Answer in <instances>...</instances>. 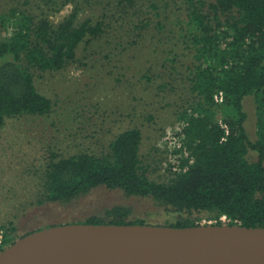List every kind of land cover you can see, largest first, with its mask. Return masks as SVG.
Here are the masks:
<instances>
[{
	"label": "trees",
	"instance_id": "1",
	"mask_svg": "<svg viewBox=\"0 0 264 264\" xmlns=\"http://www.w3.org/2000/svg\"><path fill=\"white\" fill-rule=\"evenodd\" d=\"M114 1L117 12L132 9L138 16L146 0ZM70 3L75 4L70 15L53 24L51 13ZM184 3L186 48H192L196 60L190 90L199 103L181 116L178 135L188 157L181 159L174 177L163 183L149 178L141 159L142 134L129 129L117 135L106 155L80 154L51 163L45 201L68 205L103 187L178 213L168 227L202 225L199 215L207 213L213 225L264 228V0ZM84 11L76 0H39L34 8L15 7L2 18L8 35L0 41V129L8 118L52 113L53 103L38 91L33 70L63 69L80 44L104 33L102 17L81 20ZM250 96L256 100L255 142L245 128L244 100ZM251 152L258 155L256 161H250ZM130 215L127 207L115 206L86 224L145 225ZM13 243L6 234L0 252Z\"/></svg>",
	"mask_w": 264,
	"mask_h": 264
},
{
	"label": "rangeland",
	"instance_id": "2",
	"mask_svg": "<svg viewBox=\"0 0 264 264\" xmlns=\"http://www.w3.org/2000/svg\"><path fill=\"white\" fill-rule=\"evenodd\" d=\"M38 2L0 0V41L8 35L2 18L15 7L31 9ZM76 3L85 9L81 20L102 17L104 33L80 44L76 58L63 69L33 70L38 91L53 103L49 116L8 118L0 129V248L6 234L15 243L45 228L86 224L115 206L127 207L129 219L145 225L167 226L180 217L152 200L103 187L68 205L45 201L51 163L80 154L106 155L117 135L129 129L142 134L141 159L149 178L168 182L181 159L188 157L178 135L181 116L199 103L190 90L196 60L192 48H186L189 25L184 0H146L138 16L131 14L132 9L117 12L114 0ZM74 5L51 13L53 24L70 15ZM244 111L248 137L255 142L253 96L245 98ZM257 157L251 152L249 159ZM209 215H199L202 225L214 224L207 220Z\"/></svg>",
	"mask_w": 264,
	"mask_h": 264
},
{
	"label": "water",
	"instance_id": "3",
	"mask_svg": "<svg viewBox=\"0 0 264 264\" xmlns=\"http://www.w3.org/2000/svg\"><path fill=\"white\" fill-rule=\"evenodd\" d=\"M78 246L93 252L75 256ZM61 253L64 264H264V228L68 224L24 236L0 252V264H55Z\"/></svg>",
	"mask_w": 264,
	"mask_h": 264
},
{
	"label": "bare ground",
	"instance_id": "4",
	"mask_svg": "<svg viewBox=\"0 0 264 264\" xmlns=\"http://www.w3.org/2000/svg\"><path fill=\"white\" fill-rule=\"evenodd\" d=\"M137 236V233L132 231L128 234V240L130 242L135 241ZM71 252L75 255V256H85L86 254L91 255V253L93 252L90 248H86V247H82V246H78L76 248H74L73 250H71ZM66 256L61 253L58 255V257L55 260V264H64L66 262Z\"/></svg>",
	"mask_w": 264,
	"mask_h": 264
},
{
	"label": "built area",
	"instance_id": "5",
	"mask_svg": "<svg viewBox=\"0 0 264 264\" xmlns=\"http://www.w3.org/2000/svg\"><path fill=\"white\" fill-rule=\"evenodd\" d=\"M223 101V97H222V94L216 96V102H222ZM222 220H226V217H222ZM1 235H0V243H1Z\"/></svg>",
	"mask_w": 264,
	"mask_h": 264
}]
</instances>
